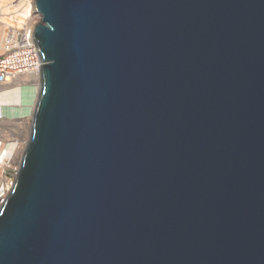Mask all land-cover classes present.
Returning a JSON list of instances; mask_svg holds the SVG:
<instances>
[{"label": "water", "instance_id": "1", "mask_svg": "<svg viewBox=\"0 0 264 264\" xmlns=\"http://www.w3.org/2000/svg\"><path fill=\"white\" fill-rule=\"evenodd\" d=\"M35 8L0 264H264V0Z\"/></svg>", "mask_w": 264, "mask_h": 264}, {"label": "built area", "instance_id": "2", "mask_svg": "<svg viewBox=\"0 0 264 264\" xmlns=\"http://www.w3.org/2000/svg\"><path fill=\"white\" fill-rule=\"evenodd\" d=\"M36 0H13L0 12L3 52L0 54V85L11 86L21 77L40 75L42 61L34 39V28L42 22ZM6 10V11H5Z\"/></svg>", "mask_w": 264, "mask_h": 264}, {"label": "rangeland", "instance_id": "3", "mask_svg": "<svg viewBox=\"0 0 264 264\" xmlns=\"http://www.w3.org/2000/svg\"><path fill=\"white\" fill-rule=\"evenodd\" d=\"M1 1V0H0ZM2 35V28L0 24V36ZM2 43V41H1ZM1 53V51H0ZM21 81V80H20ZM34 81V80H31ZM20 83H14V85L6 86L10 88L19 87ZM30 87H32L31 94L34 96L33 101V107H35V103L37 102L38 97L36 98V89H37V82L34 81L30 84ZM34 87V88H33ZM1 93V91H0ZM39 94V92H38ZM14 94H4L0 95V98H3V101L5 103L9 102L13 97ZM32 107V110L34 112V109ZM15 108V107H14ZM17 109V108H15ZM33 116V113H32ZM31 122L26 125L23 121L18 120H10L4 118H0V143L4 145L5 152L9 154L8 160L5 162L4 165H1L0 169V202L3 200L9 191L5 188V185L9 180H14L17 171L19 169L21 159L23 154L21 155V152L23 150V146H25L28 143L27 136L30 135V129H31Z\"/></svg>", "mask_w": 264, "mask_h": 264}, {"label": "crops", "instance_id": "4", "mask_svg": "<svg viewBox=\"0 0 264 264\" xmlns=\"http://www.w3.org/2000/svg\"><path fill=\"white\" fill-rule=\"evenodd\" d=\"M2 40V35L0 36V42ZM21 84L19 87L10 88V87H3L0 85V95L4 94H14L13 97L9 102L5 103L3 98H0V118H6L10 120H18L23 121L28 125L29 122L32 123V107L34 104L31 94L32 90L30 84L34 81L29 80V77H21L20 78ZM34 88V87H33ZM36 104V103H35ZM17 109H15V108Z\"/></svg>", "mask_w": 264, "mask_h": 264}, {"label": "bare ground", "instance_id": "5", "mask_svg": "<svg viewBox=\"0 0 264 264\" xmlns=\"http://www.w3.org/2000/svg\"><path fill=\"white\" fill-rule=\"evenodd\" d=\"M12 1H13V0H1V1H0V12H1V10H2L4 7H7L8 4H10ZM5 11H6V10H5ZM0 24H1V22H0ZM1 28H2V27H1ZM1 41H2V43L0 42V51H1L0 54H2V52H3V30H2V40H1ZM24 77H26V76H24ZM27 77H29V80H34V81L37 82V89H36V98H37V97H38V92H39V89H40V75H39L38 73H35V74L29 75V76H27ZM15 83H20V79H19L18 81H16ZM12 85H14V84H12ZM33 109H34V107H33ZM29 137H30V135L28 134V136H27L28 141H29ZM26 146H27V145H26ZM25 150H26V148H25V146H23V150H22V152H21V155H22V154L24 155ZM22 157H23V156H22ZM8 158H9V154L7 153V151L5 152V147H4V145H2V144L0 143V166H1V165H4L5 162L8 160ZM21 161H22V159H21ZM20 164H21V163H20ZM19 167H20V166H19ZM0 168H2V167H0ZM1 170H2V169H0V171H1ZM13 182H14V180H9V181L7 182V184L5 185V188L7 189V191H10ZM1 202H2V200H1ZM1 202H0V206H1Z\"/></svg>", "mask_w": 264, "mask_h": 264}]
</instances>
